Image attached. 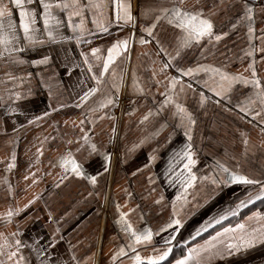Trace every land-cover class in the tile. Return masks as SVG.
<instances>
[{"label": "crops", "instance_id": "crops-1", "mask_svg": "<svg viewBox=\"0 0 264 264\" xmlns=\"http://www.w3.org/2000/svg\"><path fill=\"white\" fill-rule=\"evenodd\" d=\"M46 2L53 4L50 11L61 22L59 31L65 36H73L67 13L55 7L57 0ZM79 2L83 4L87 0ZM98 2L107 5L100 12L108 32H98L92 24L96 10H85V26L94 35L83 37L91 43L78 45L75 39L51 42L44 31L40 0L31 3L23 0V8L34 11L37 38L44 41L30 47L23 40L20 9L12 0H0L11 12V17H0V22L7 30L11 19L20 37L19 46L24 48V51L0 58V233H4L12 245L11 249H5V256H0L5 264H15V258L12 262L6 260L7 251L15 250V239L25 245L19 253L25 258L24 264H40V260L49 255L52 264H75L71 259L73 255L80 264H135L131 259L134 253L127 248L130 241L128 233L122 230L121 214H127L126 219L134 229L153 231L151 243L136 248L141 257L146 258L155 255L153 248H160L162 238L173 232L169 228L155 234L172 218L173 202L182 226L175 234L172 253L161 264L178 254L185 245H193L190 243L219 224L191 239L198 229L211 218L233 208L249 192L256 195L259 186L221 184L217 187L209 180L197 179L188 189V202L177 200V194L182 190L178 183L170 182L169 167L176 154L189 143L197 160L192 168L197 177L218 175L216 164L219 162L251 179L264 180V132L261 131L264 111L254 96L257 90L250 84L237 82L224 99L204 87V80L210 73L200 72L190 78L177 71L178 68L207 65L252 79L248 66L254 61L256 76L264 88V51H261L264 49V0H184L181 7L189 11L202 8L204 16L213 23L214 34L226 35H222L220 41L213 38L210 42L207 36L198 43L193 41L180 50L179 56L175 50L183 35L180 29L161 19L153 29V36L144 31L159 14L152 9L170 7L172 3L179 4V0H128L134 17V23L128 24L123 21L109 23L115 19L113 0ZM245 2L254 10L251 39L248 22L241 19ZM72 19L74 23L79 21V17ZM50 26L57 27L54 22H50ZM133 33L135 38L134 41L131 39L128 51L122 52L110 65L97 93L81 107H76L80 95L95 83L80 53H88L90 62L95 65L99 62L91 57L93 47L101 50L99 55L106 56L107 48L113 42L132 37ZM141 38L148 43H139ZM158 39L175 59L170 61L169 55L159 50ZM249 51L252 56L248 55ZM45 56L49 57L47 64L32 63ZM15 57L26 62L16 64L13 62ZM165 63L172 66L161 71ZM112 69L117 74L115 80L111 77ZM93 71L98 73L99 68L94 67ZM6 73H10L13 79H9ZM166 76L179 78L173 99L196 121L190 129V141L185 134L189 130L187 120L181 121L174 105L165 104L161 110L169 85ZM113 83L119 85L118 90L112 87ZM188 84L191 88L187 87ZM201 92L208 97L203 104L200 102ZM108 94L114 98L113 105L95 113L88 111ZM251 101H254L250 104L252 114L241 112L240 106ZM60 104L65 106L58 108ZM122 104L124 111L120 118ZM12 108L16 111H9ZM149 111L155 114L142 121ZM45 112L50 114L28 123ZM255 112L260 115L253 118ZM82 119L84 123L81 125ZM85 133L96 145V151H91L82 139ZM69 152L87 176L96 177L95 185L71 173L60 182L64 170L59 162ZM13 154L15 161L12 160ZM106 155L109 159L105 158ZM10 164L14 166L9 168ZM180 170L177 165L176 171ZM29 201L34 202L29 204ZM10 208L22 210L5 225L3 214ZM255 212L238 223H244L248 229L264 224V221L248 219ZM17 232L18 236L10 235ZM234 235L239 237L241 233L237 231ZM205 240L196 244H203ZM52 241L55 246L48 248ZM120 247L125 248L126 255L113 261L112 257ZM33 248H46L47 252L38 258ZM181 257L178 255L169 264H175ZM144 264H147L146 260ZM209 264H264V242L258 240L254 245L234 250L231 255L215 256Z\"/></svg>", "mask_w": 264, "mask_h": 264}, {"label": "snow or ice", "instance_id": "snow-or-ice-1", "mask_svg": "<svg viewBox=\"0 0 264 264\" xmlns=\"http://www.w3.org/2000/svg\"><path fill=\"white\" fill-rule=\"evenodd\" d=\"M15 6L20 9L19 11V24L20 28L23 32V40L27 46H35L37 44H42L44 41L42 39H38L36 33L38 29L35 27L36 18L34 11H26L23 8V0H12ZM29 3L32 0H28ZM41 6L43 8V12L41 13V17L43 20L44 31L49 38V40L53 43H59L61 41H66L70 39H75L76 43L79 45L81 43L88 44L91 43L90 40L83 39V37L87 35H94V33L89 30L85 26V10L89 12L95 13L92 15V24L95 26L98 32H108V27L104 22V19L101 17L103 13L100 12V9L106 8L107 5L98 2V0H87L86 3H80L79 0H57L55 3V7L67 13L68 27L74 33L73 36H65L63 33L59 31L60 21L52 15L51 9L53 8V4L46 2V0H40ZM115 4V19L113 21H109V23H120L121 21L124 24H128L130 22L134 23V17L131 13V4L128 0H113ZM184 0H179V4L172 3L170 7H157L152 9L153 12H158V15H155L152 23L144 29L149 36H153V29L157 27V23L163 19L170 25H173L175 28H178L182 31L183 35L179 38V44L176 51V56L180 55V50L188 47L192 44L193 41L199 42L203 37H209V41L214 38L215 41H220L222 35L224 34H214L213 32V23L211 19L204 16L203 9H197L194 11H189L181 7L183 5ZM253 8L248 6V4L244 3V11L241 19L246 20L248 22V35L249 39L252 38L253 34ZM96 13H99L97 15ZM11 17V12L7 8L6 5L0 3V17L4 16ZM73 17H79L78 22H73ZM50 22H54L57 26L53 28L50 26ZM235 27V25H233ZM132 37L126 39H117L115 42L111 44L110 47L107 48L106 56L99 55L100 49L97 47H93L91 49V57L99 62L97 64H93L90 62L89 54L85 52H81L80 55L83 58V64L87 65V71L91 74L90 78L95 83L92 87L88 88L86 91L80 95L79 100L76 104V107H81L85 102L89 100L97 91L100 89L101 85L104 83V77L106 73H109L110 65H112L116 58L121 55L122 52H127L129 49L130 41ZM20 37L18 36L15 26L12 23L11 19H9L7 30H5V26L2 22H0V58H3L5 54L8 56H12L13 53L24 51L23 47L19 46ZM139 43L145 44L148 43L145 39L141 38ZM157 44L159 46L160 51H164L169 55L170 61L175 59V56L167 53V49L161 44L160 40H157ZM264 51V49H261ZM252 51L248 52L249 56H252ZM49 61V57L45 56L39 61H33V64H47ZM16 64H23L26 61L20 59L19 57H15L13 60ZM254 61L249 64V69L252 71V79H247L239 74H229L226 71H223L221 68L211 67L207 65H197L195 67H188L186 69L178 68L183 76H187L190 78H195L197 74L200 72L210 73L211 75L208 79L204 80V87L208 89V91L213 92L217 97H221L226 99L227 93L231 89L232 85L239 82L245 85H251L253 89L257 91L254 93V96L259 100L261 105V111H264V88L261 87V83L259 78L256 76V70L254 67ZM171 63H165L162 65L161 71L171 67ZM98 67L99 72H94L93 68ZM247 70V69H246ZM9 79H13L10 73H6ZM156 73L153 72V76ZM116 71L112 69L111 77L113 80L116 79ZM169 81L168 88L165 92V100L161 104V110L163 109L165 104H173L176 109V114L180 115L181 121L187 120L189 130L186 131V135L188 136L189 141L191 140L190 129L195 125L196 121L193 118L192 114L188 112L181 104L176 103L173 99L174 90L176 89L177 84L180 82L179 78L176 76L167 77ZM212 81V83H209ZM157 83H160L157 81ZM112 87L119 88V85L113 83ZM188 88H191V84L187 85ZM139 91H143V89H138ZM181 91H183V87H181ZM17 98H19V94H17ZM203 92L200 93V102H203L207 99ZM115 103L114 98L111 94L105 95L102 99H100L96 106L91 107L88 111L91 113H95L100 111L110 105ZM219 103V101H217ZM254 103L251 101L249 104L244 106H240V111L252 114V109L250 104ZM65 105L60 104L58 108L64 107ZM56 110V109H54ZM11 112H15L16 109H9ZM50 113L45 112L42 116H36L32 120H29L28 123L31 124L34 121H39L44 117L48 116ZM155 113L149 111L143 118V120H147L149 116L154 115ZM260 115V112H255L253 114V118L255 116ZM93 122L94 121H90ZM84 120L80 121L82 125ZM264 123V121H261ZM113 134H115V127H113ZM264 132V128L261 129ZM47 139V138H46ZM86 144L89 145L91 151H96V145L92 144L87 133L82 138ZM71 143V141H69ZM247 144V140L244 141ZM38 153L42 155L40 149L37 150ZM106 159L109 157L106 155ZM150 159H153L150 157ZM12 160L15 161V155L13 154ZM37 162H39L37 160ZM60 167L64 170V175L61 176L60 182L62 183L65 179L68 178V174H74L76 177H84L88 179L93 185L96 183L95 176H87L82 168V166L76 161L73 157L72 153H67L64 157L60 159ZM197 164V160L194 158V151L192 149V145L189 143L181 152L176 154L174 160L170 163L169 173L171 175L170 182H175L180 185L181 193L177 194V200H183L186 204L188 202V189L192 188L197 181L200 179L201 181L209 180L213 185L219 187L221 184L228 186L232 184H242V185H258L259 190L256 195H252L250 192L246 196L245 199L239 200L238 203L235 204L233 208L230 210L224 211L216 217L211 218L205 225H203L200 229H198L195 234L191 237V239H195L200 236L203 232L207 231L208 228L213 227L214 225L221 224L223 221L227 220L229 217L237 216L241 209L247 207L248 205L253 204L257 200H264V180L259 179H251L246 175H243L237 171H233L229 169L222 163L217 162L216 167L219 169L218 175L212 176H201L197 177V175L192 171V168ZM177 165H180L181 170L176 171ZM14 164H10L8 167H13ZM107 170V169H105ZM25 179H28L25 176ZM36 181L33 180V183ZM59 185H57L58 187ZM163 197H161L162 199ZM34 201H29V204ZM157 203L160 201L157 200ZM24 207H28L25 205ZM22 209H9L5 214H3L6 219L4 220L5 225L10 224L12 222V218L14 215H18ZM127 214H121V223L123 225L122 230L125 233H128L129 243L127 248L130 249L134 255L131 259L135 262V264H144L145 260L147 264H161L162 261L166 260V258L172 253L173 250V241L175 240L176 232L179 231V227L182 226V222L179 218H177V212L175 208V202H173V216L161 228L156 231V235L160 232H166L167 229L172 228L173 232L169 233L168 236L162 238V245L160 248H153V251L156 253L155 255L148 256L146 258H142L140 253L137 252L136 248L138 245L144 244L147 245L151 243L153 238V231L149 228L144 229H134L133 225L126 219ZM248 219H256L257 221H264V214L260 212H255L248 217ZM176 226V227H174ZM239 231L241 235L236 237L234 234ZM12 236H18L19 233H11ZM264 242V224L259 225L258 227L248 229L244 223H237L234 227H222L219 231L215 233V235L209 237L204 241L203 244H193L191 246L185 245V252L180 259L175 261V264H209L210 260L215 256H223L225 253L231 255L232 252L239 251L241 247H248L254 245L257 241ZM15 250H9L6 253V260L12 262L15 258V264H24V257L20 255V249L25 245L22 243L20 239L14 240ZM55 242L52 241L49 243L48 248L54 247ZM12 245L8 243L7 237L4 233H0V256H5V249H11ZM33 251L36 252L37 257H43L47 249H37L33 248ZM126 255L125 248L120 247L116 253H114L112 260L115 261L118 257ZM75 264H80L79 261H76L75 255L71 257ZM0 264H5L4 259H0ZM40 264H52L50 255L40 260Z\"/></svg>", "mask_w": 264, "mask_h": 264}, {"label": "trees", "instance_id": "trees-1", "mask_svg": "<svg viewBox=\"0 0 264 264\" xmlns=\"http://www.w3.org/2000/svg\"><path fill=\"white\" fill-rule=\"evenodd\" d=\"M255 210H259L260 212H264V200H260V201H258L256 203L252 204L251 206L247 207L246 209H244L243 211H241V213H240V215L238 217H234L233 219H230V220H228V221H226L224 223H221V224L215 226L214 228H212L211 230L207 231L206 233H204L203 235H201L199 238H197L195 241H193L190 244H196V243H199V242L205 240L206 238H208L212 234H214L217 231H219L222 227H226V226H229V225H233V224L238 223L239 221L243 220V218L247 214H250L251 212H253ZM184 252H185V248L182 249L175 256H171L163 264H169L172 260L176 259L178 255L183 256Z\"/></svg>", "mask_w": 264, "mask_h": 264}, {"label": "water", "instance_id": "water-1", "mask_svg": "<svg viewBox=\"0 0 264 264\" xmlns=\"http://www.w3.org/2000/svg\"><path fill=\"white\" fill-rule=\"evenodd\" d=\"M134 38H135V34L133 33L132 34V41H134ZM123 99H124V97H123ZM123 104H122V106H121V109H120V118H122V115H123ZM115 162V161H114ZM105 225L103 224V232H104V227ZM98 261H99V259H98ZM97 264H99V262L97 263Z\"/></svg>", "mask_w": 264, "mask_h": 264}, {"label": "rangeland", "instance_id": "rangeland-1", "mask_svg": "<svg viewBox=\"0 0 264 264\" xmlns=\"http://www.w3.org/2000/svg\"><path fill=\"white\" fill-rule=\"evenodd\" d=\"M120 108H121V107H120ZM255 211H259V210H255ZM255 211H253V212H255ZM240 213H241V212H240ZM251 213H252V212H251ZM251 213H250V214H251ZM239 215H240V214H239ZM239 215H238V216H239ZM248 215H249V214H247L245 217H247ZM238 216H236V217H238ZM245 217H244V218H245ZM244 218H243V219H244ZM241 221H242V220H241Z\"/></svg>", "mask_w": 264, "mask_h": 264}]
</instances>
